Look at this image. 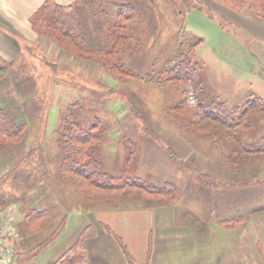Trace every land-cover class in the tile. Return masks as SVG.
<instances>
[{
  "label": "rangeland",
  "instance_id": "obj_1",
  "mask_svg": "<svg viewBox=\"0 0 264 264\" xmlns=\"http://www.w3.org/2000/svg\"><path fill=\"white\" fill-rule=\"evenodd\" d=\"M197 1L201 7L190 9H185L184 6L179 9L180 0L133 1L135 9L130 14L128 33L139 41L131 43L134 47L131 52H120L118 59L142 75L140 79L119 77L100 64L79 58L52 42L40 40L39 43L20 47L21 53L14 62L8 83L0 88L1 97L14 98L17 104L20 103V107L28 98L32 99L31 105L36 109L37 105L39 108L42 107L41 117L36 118V115L32 119L34 121L31 122L27 147L41 144L45 148V158L51 176L56 172L53 157L59 119L71 103L79 101L81 105L83 104L81 112L85 115L98 116L106 128L102 168L113 175V183H120L131 177L141 178L146 183H159L164 180L176 183L179 192L172 205L111 209L116 211L142 209L151 212L156 239L173 231L168 230V227H171L168 219L160 220V217H167L168 214L173 216V221L188 217L193 221L196 233L202 235L207 230L214 231L207 218L211 211L216 213V217L222 218L233 214L229 209L231 203L235 201L239 214L251 200L262 199L261 203L264 204V193L258 192L259 188H264V154L252 157L237 172L220 169L214 162L217 149L209 142V135L200 136V144L194 148L173 125L172 117L164 112V106L173 100L175 93L155 85L153 77L147 80L152 71L172 61L171 58L177 50L182 49V43L187 36L193 40L201 37L202 42L196 54L205 64L210 85L217 86L216 82H222L220 83L222 86L216 91L221 89L227 91L228 99L238 103L256 96L264 100V17H261L264 16L262 12L264 1L245 0L247 4L243 5L244 0H233L235 7L232 8L220 0ZM175 2L178 12L172 6ZM240 2L243 8L239 6ZM105 5L115 18L117 2L108 0ZM103 19L105 20V16ZM146 73L148 75H145ZM187 88L186 103L192 106L196 103V97L193 92L189 93L192 88L190 82L187 83ZM250 92L255 96L249 97ZM112 102L117 103L111 107ZM130 105L134 106L136 111L129 112ZM250 120L259 122V131L252 130L251 141L253 142L255 138L261 141L264 137V116L254 110L251 112ZM219 143L226 146L223 139L215 145ZM166 147H170L181 157L185 167L179 166L170 158ZM21 155L22 152L17 153L15 157ZM254 163L261 164L262 172L249 174V169ZM9 165L10 160L6 159V156L0 157V175L9 168ZM191 167L209 174L219 185L209 186L199 182L192 176ZM30 172L36 175L35 180L28 183L33 187L34 193L31 194L33 198L27 196L23 199L26 177ZM256 178L257 183L253 182ZM229 183L237 185L228 186ZM39 185L37 160L32 158L22 165L16 177L9 179L1 189L8 197L23 199L0 207V219H7L15 224L16 237L19 234L18 221L21 222L23 212L31 205L41 202L50 206L54 213L55 218L33 235V240L29 241L28 245L47 236L62 214H67L64 231L56 241L38 258L27 264L49 263L67 247L84 223L90 222L94 228H99L94 212L107 210V208L82 209L77 192L66 182L54 180L50 187L43 189L42 185L40 187ZM260 224L262 223L256 224L259 228L252 234L262 238L260 240L264 243V237L259 233L264 227ZM137 225L139 227V224ZM245 225L246 222L237 229H244ZM196 226H204L205 231ZM214 233L220 237L219 233L212 232L209 238L204 240L205 246H209L208 243L211 242L209 240ZM110 235L107 232L99 234L97 238L99 248L105 245L109 261L120 264L122 258L121 262L126 264L116 240ZM214 247L220 248V252H225L220 254L221 259L228 257L230 248L221 245V237ZM90 252L93 256L94 251ZM101 264H105L104 261Z\"/></svg>",
  "mask_w": 264,
  "mask_h": 264
},
{
  "label": "trees",
  "instance_id": "obj_2",
  "mask_svg": "<svg viewBox=\"0 0 264 264\" xmlns=\"http://www.w3.org/2000/svg\"><path fill=\"white\" fill-rule=\"evenodd\" d=\"M107 1L73 0L68 4H61L56 0H43L29 16L31 27L39 41L52 42L60 49L79 58L100 64L119 77L140 79L142 75L118 59L120 52H131L134 48L131 43L139 41L128 33L130 14L135 9L134 0H115L118 4L115 18L106 8L105 2ZM220 1L229 8L235 7L233 0ZM180 3L179 9H182V6L185 9L201 7L197 0H180ZM244 4H247L245 0ZM172 6L178 12L176 2ZM239 6H242L241 2ZM262 12L264 13V5ZM201 42V37L193 40L187 36L182 43V49L174 53L169 64L152 71L150 76L147 73L145 75H148L147 80L153 77L155 85L175 93L173 100L165 105L163 110L172 117L173 125L178 128L187 142L195 148L200 144V136L209 135V142L217 149L216 156H213L217 166L224 171L237 172L243 168L246 161L258 154H264V137L261 141H257L256 138L253 142L251 141L252 130L259 131V122L250 120L251 112L254 110L264 116V100L256 96L251 99L247 98L246 102L238 103L228 99L227 91L221 89L217 92L216 89L222 86L220 84L222 82H216L217 86L210 85L205 64L196 54ZM13 66L14 61H6L0 57V88L8 83ZM188 82L192 85L189 93L193 92L196 97V103L192 106L186 103ZM253 95L252 92L248 94L249 97ZM31 100L28 98L26 103L20 107V103L17 104L14 98L0 96V157L5 158L6 156V159L10 160L9 168L0 175V207L12 201H22L27 196L33 198L31 195L34 193L33 187L28 183L35 180L34 172H30L26 177L23 199L8 197L1 191L9 179L16 177L18 169L32 158L37 160L39 187L41 185L42 189L50 187L54 180L70 184L77 192L80 207L84 210L101 207L124 209L174 204L179 187L171 180L146 183L141 178L131 177L125 178L120 183L112 182L113 175L102 168L106 128L98 116L83 114L81 112L83 104L81 105L79 101L71 103L59 119L56 128L57 144L53 157L56 172L51 176L45 158V148L41 144L27 147L31 122L34 121L32 119L36 115V118L41 117L43 111L42 107L39 108L36 103L33 104L37 105V109L33 107ZM128 110L133 112L136 108L130 105ZM220 139L224 140L226 146L220 143L215 145ZM165 150L179 166L185 167L181 157L170 147H166ZM20 152L22 155L15 157ZM260 171L261 164L254 163L249 169V174H256ZM190 172L201 183L209 186L219 185L205 172L193 167L190 168ZM254 181L258 182V179ZM227 185L234 186L237 183ZM34 198L36 199L35 196ZM247 217V214L243 212L231 214L219 218L218 223L227 228H238L244 225ZM54 218L51 207L41 202L31 205L23 212L21 222L18 223V237H14L17 264H27L35 260L58 238L65 228L66 213L62 214L47 236L28 245L29 241L33 240V235ZM99 226L114 237L127 264H149L151 235L149 236L148 256L144 262H138L120 235L102 222ZM95 229L92 223H85L78 230L73 241L47 264H91L85 241L95 234ZM258 248L264 263V247L259 245Z\"/></svg>",
  "mask_w": 264,
  "mask_h": 264
},
{
  "label": "crops",
  "instance_id": "obj_3",
  "mask_svg": "<svg viewBox=\"0 0 264 264\" xmlns=\"http://www.w3.org/2000/svg\"><path fill=\"white\" fill-rule=\"evenodd\" d=\"M42 1L43 0H0V57L2 59L15 62L20 56V47L29 46L32 43H39L36 33L33 31L29 22V16ZM56 1L61 4H68L73 0ZM149 23L151 24V22ZM43 53L45 54V52ZM115 103L112 102L111 107H113ZM253 182L257 183L256 181ZM258 192L264 193V188H259ZM261 202L262 199H254L248 204L245 203V209L242 212L246 213L248 217L244 229L227 228L219 224V218L216 217V213H212L211 211V213L207 215V218L214 231H205L204 226H196V228L204 229L205 232H203L202 235L196 233L193 221L189 220L188 217L173 221V216L171 214H168L167 217L162 216L160 220L165 221L168 219L171 224L168 230L172 229L173 231L165 233L158 239L155 238V230L152 225L153 216L151 212L147 210L135 209L116 211L107 208V210L95 211L94 215L99 223L102 222L108 225L114 232L122 237L130 253L138 262H144L148 256L149 236L151 235L149 264H263L258 247L259 245H264V243L260 240L262 238H257L252 234L253 232H257L259 227L256 226V224L258 222L262 223L260 225L264 227V204ZM229 210H231L233 214L238 213L236 201L231 203ZM80 211L83 212L82 210ZM157 221L159 223V219ZM19 222L20 220L18 223ZM198 222H201V220H198ZM137 224H139V227ZM159 224L161 225V223ZM177 228L181 230L178 231L176 230ZM140 229L142 230L140 231ZM216 229L220 230L215 231ZM253 229H255V231H253ZM95 230V234L85 241L90 263L101 264L104 261L105 264H115L112 260L109 261V258L106 256L108 253L106 252L105 245L99 248L100 244L97 240L100 233L109 232L100 226ZM212 232L219 233L221 245L230 248L227 253L228 257L221 259L220 254H225V252H220V248L214 247L216 246V242L220 240L219 235L216 233L213 234L214 236H211L209 240L211 242L208 243L209 246H205L204 240L209 238ZM259 233L261 237H264V228ZM254 237L255 241H253ZM156 245L158 247H156ZM92 250L94 251L93 256H91L90 252ZM121 259L122 258H120V264H123ZM222 260H224V263H222Z\"/></svg>",
  "mask_w": 264,
  "mask_h": 264
},
{
  "label": "built area",
  "instance_id": "obj_4",
  "mask_svg": "<svg viewBox=\"0 0 264 264\" xmlns=\"http://www.w3.org/2000/svg\"><path fill=\"white\" fill-rule=\"evenodd\" d=\"M14 237H16L15 224L7 219H0V264H17Z\"/></svg>",
  "mask_w": 264,
  "mask_h": 264
}]
</instances>
